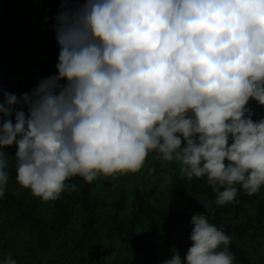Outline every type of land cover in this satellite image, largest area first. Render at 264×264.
Listing matches in <instances>:
<instances>
[{"label":"clouds","instance_id":"9594fccd","mask_svg":"<svg viewBox=\"0 0 264 264\" xmlns=\"http://www.w3.org/2000/svg\"><path fill=\"white\" fill-rule=\"evenodd\" d=\"M59 8L56 73L0 102V197L13 144L16 182L44 201L75 189L71 177L134 173L153 150L181 176L206 177L218 205L235 200L237 185L249 195L264 186V118L246 107L264 105V0ZM189 223L183 262L172 247L161 264H233L229 236L206 214ZM0 264L17 262L9 254Z\"/></svg>","mask_w":264,"mask_h":264},{"label":"trees","instance_id":"16d2710c","mask_svg":"<svg viewBox=\"0 0 264 264\" xmlns=\"http://www.w3.org/2000/svg\"><path fill=\"white\" fill-rule=\"evenodd\" d=\"M0 1L3 3V8L0 9V30L5 31L9 41H13L17 45L18 61L31 63L40 70L43 78L48 77L51 74V65L43 59L42 53L45 49L50 48L58 57L60 49L55 38L56 33L51 37L46 36L45 22L55 18L62 2L66 6H73L78 0H32L36 7L35 16L18 8L20 0ZM29 91L18 86H2L0 102L3 101L4 92L15 93L19 96ZM251 103L254 108L251 118L254 121L264 118V105L258 104L255 100H251ZM11 119L14 123V116ZM2 122L3 116L0 114V124ZM8 175L7 187L4 195L0 197V210H9L13 215H11V220L14 223L20 221L16 219L21 218H24L27 223L29 222L25 226L29 232V240L40 246H45V230L42 226L45 225L47 230L55 236H61L64 229L75 221V205L85 214V218L81 222L80 233L77 236L76 247L86 244L99 248L102 243L101 228H108L120 236L123 243L135 252L136 259L140 260L142 264H161L163 259L171 256L173 243L179 250H184L187 245L192 243L189 240L192 227L184 225L188 217L186 211L178 208H155L151 194L142 188L135 189L133 208L128 215L129 224H126L122 217L127 200L126 190H123L113 202L108 203L95 195V179L87 182L79 176L71 177L66 181V184H75V189L67 188L55 200H48L51 206L49 220L43 221L38 217H33V212L40 203L29 198L28 194L24 196L19 194L22 186L15 180V164L9 169ZM236 187L235 200L218 205L215 202L217 192L213 190L206 177L189 179L177 172L172 181V190L185 199L191 209V215L206 214L210 223L222 226V231L230 238L228 250L233 254V258L252 264L246 250L240 247L230 235L235 229L238 234L240 232V235L243 236L256 225L263 223L264 201L257 203L254 213H248V204L256 197V193L249 195L239 185ZM243 214H246L245 223L233 224ZM145 217L159 222V228H156L158 232L149 234L145 230L137 229L140 221ZM157 233L160 234V237L156 236Z\"/></svg>","mask_w":264,"mask_h":264},{"label":"rangeland","instance_id":"374dc122","mask_svg":"<svg viewBox=\"0 0 264 264\" xmlns=\"http://www.w3.org/2000/svg\"><path fill=\"white\" fill-rule=\"evenodd\" d=\"M83 2L84 0H78L73 6ZM2 8L3 3L0 1V9ZM18 8L31 16H35L36 7L32 0H20ZM54 23L55 18L45 22V34L47 37H51L55 33ZM17 48L15 42L9 41L6 32L0 30V88L8 85L18 86L31 91L38 83V80L43 77L40 70L31 65V63H20L18 61ZM42 57L51 65V74H55V65L58 57L53 53L52 49H45ZM246 107L250 112H254L251 100H249ZM16 147L13 144L4 149L8 154L7 172L15 164L14 154ZM177 172H179V163L177 161H165L159 153L153 150L148 153L142 168L134 173L97 176L94 181V193L97 197L111 203L119 197L123 190H126L127 200L122 217L123 222L129 224L128 215L133 208L135 189L137 187L142 188L151 194L155 208L184 209L188 214L184 225L193 227L189 223L192 216L191 209L185 199L172 190L173 176ZM19 194L20 196L28 194L29 198L40 203L41 206L39 205L34 210L33 217H38L43 221L49 220L48 215L51 206L48 201L33 196L31 191L24 187L19 191ZM262 201H264V186L261 187L256 193V197L248 204V213H254V207ZM74 210L75 221L64 229L61 236H55L42 224L45 230L44 247L29 240V232L25 228L29 222L27 223L24 218H21L16 219L20 221L14 223L11 220L12 213L9 210H0V262L11 254L17 264H142L140 260L136 259L135 252L123 243L120 236L108 228H101L102 243L99 248L86 244L76 247L77 236L80 233L81 222L85 218V214L79 207L77 209L76 205ZM245 218L246 214H243L233 224H244ZM215 226L222 228L219 225ZM156 228H159V222L148 217L142 218L137 227L138 230H145L149 234L158 232ZM156 236L160 237V234L157 233ZM230 237L246 250L252 264H264V222L256 225L243 236L234 229ZM190 245H187L184 250H179L174 243L172 247H175L180 253L181 259H184V255ZM233 264L248 263L233 258Z\"/></svg>","mask_w":264,"mask_h":264}]
</instances>
